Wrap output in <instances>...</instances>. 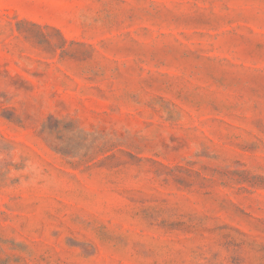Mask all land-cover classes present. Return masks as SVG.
Returning <instances> with one entry per match:
<instances>
[{
    "label": "rangeland",
    "instance_id": "rangeland-1",
    "mask_svg": "<svg viewBox=\"0 0 264 264\" xmlns=\"http://www.w3.org/2000/svg\"><path fill=\"white\" fill-rule=\"evenodd\" d=\"M0 264H264V0H0Z\"/></svg>",
    "mask_w": 264,
    "mask_h": 264
}]
</instances>
